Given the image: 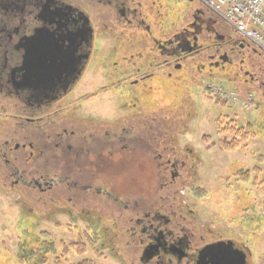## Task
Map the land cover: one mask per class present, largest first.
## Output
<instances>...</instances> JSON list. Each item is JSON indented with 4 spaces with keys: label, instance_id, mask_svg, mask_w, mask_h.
Segmentation results:
<instances>
[{
    "label": "flooded vegetation",
    "instance_id": "1",
    "mask_svg": "<svg viewBox=\"0 0 264 264\" xmlns=\"http://www.w3.org/2000/svg\"><path fill=\"white\" fill-rule=\"evenodd\" d=\"M110 37L114 45L103 53L99 43ZM92 67L109 70L104 76L111 82L72 100ZM206 83L234 93L228 108L238 107L247 119L255 112L253 124L263 127L264 45L244 39L199 0H0V190L23 198L28 187L65 193L72 205L86 202L94 237L122 238L131 264H200L203 250L215 245L247 255L249 235L264 234L257 166L225 171L227 201L207 197L228 209L243 199L231 218L217 209L202 224L199 198L180 196L188 185L194 193L202 188L196 186L202 150L179 145L191 128L184 125L200 112L191 105L210 100ZM110 88L123 93L119 118L107 123L78 114L81 101ZM179 91L188 113L178 115L177 107L174 130L160 134L141 104L147 99L146 111L155 112L152 97ZM126 167L133 178L121 175ZM112 182L125 193L107 188ZM144 184L161 190L146 205L126 191L141 193Z\"/></svg>",
    "mask_w": 264,
    "mask_h": 264
},
{
    "label": "rangeland",
    "instance_id": "2",
    "mask_svg": "<svg viewBox=\"0 0 264 264\" xmlns=\"http://www.w3.org/2000/svg\"><path fill=\"white\" fill-rule=\"evenodd\" d=\"M113 45L114 40L110 37L100 42L99 48L105 53L106 51H110L109 48ZM102 69L99 67H92L85 75L81 85L71 94V99L73 100V98L78 99L82 96H86L87 94H90L91 90L109 84L111 79H107L104 75L105 73L108 74L110 71ZM221 85L225 86V84ZM208 86H212V84L206 83L204 85V92L205 88ZM216 87L223 86L217 85ZM232 90L239 96L244 95L240 90ZM206 93H208L207 90ZM122 94L123 93L115 91L113 88H110L108 91L100 92L88 100L81 101L79 103L80 112L78 114L88 117L91 120H100L101 122L111 123L122 114V111H120V100L124 101L121 96ZM180 96L181 91L175 94L164 93L160 96L152 97L151 101L155 102L153 106L155 112L146 111L149 110L147 107V99L141 104L142 108H144V112H146L143 116H155V120L158 123V126H160V134H162V131H166V127H170L172 131L174 130V125L172 124L174 118L172 116L173 114H176L174 111L177 107L178 109L176 112H178V115L180 114L182 117H185V114L188 113L189 109L186 104L178 100V97ZM208 96L210 97L209 94ZM209 99V102H207L203 97L198 98L196 102L197 104L195 105L196 107L191 105L195 110L200 108V112L198 111V114L190 125H188V123L184 125L186 128L187 126L191 128L187 131L188 133L184 135L183 140L179 145L181 148H191L195 151L202 150L203 153V166L198 165V174L201 181L196 184V186H202V188L198 189L201 192L194 193L195 190L192 189V185H188L186 186L187 188L182 189L183 193L180 195L185 200L193 198L194 195L199 198L198 203H202L201 214L199 215L198 213V216L202 224L213 221L215 216L218 215L217 209L224 210L225 213L229 211V218H231L234 209H238L243 202V199H240V201H232L233 203H230L228 209L226 203L221 206L212 199L207 198L208 196L214 195L218 200L224 199L227 201V197L222 195L225 188L230 186V184L225 181L227 179V173H225V171L227 170L229 172L231 170L235 171L242 166H248L250 170H253L252 168L257 166L261 170L259 171V179L261 181L259 191L264 194V160L261 159L260 161L259 158L261 156L264 157L263 111H260V113H262L261 121H263V127H260V124H253L258 121L255 120V117L257 116L255 112H253L255 116L253 115L250 119H247L238 107H232L229 109L228 107L230 104H227V107H221L219 105L222 104H220L221 102L218 101V99H212V97ZM181 103L183 105L179 107ZM239 104H241V101ZM244 104L245 103H243V106ZM221 116L225 117V123L229 124V122L232 121L237 127L242 126V128H244L246 123L250 122L253 125L255 138L246 143L241 142L237 145V148L231 151L220 150V147L218 146L219 141L223 139H226V141L231 139L228 136V138L222 137L216 131V121ZM145 120L150 122L147 118ZM245 120H248V122L245 123ZM205 135L208 138V143H205L206 140H202ZM211 140L214 144L213 147H211ZM207 154H209L208 156L211 157V160L206 158ZM132 170L133 169L130 167H126L125 169H121L120 173L122 176L130 179L136 175ZM156 173L157 172L154 173V177ZM250 176L251 183H254L256 178L254 173H251ZM115 180L119 181L120 179L116 178L114 181ZM112 183L113 185L111 187L108 186L107 188L119 190L122 192V195L125 193V191H122V185H119V182ZM126 184L127 180L124 182V185ZM148 186V184H144L140 187V191H142L141 193H137L135 188H129L126 191L132 192L133 195L131 197L139 198L136 200L141 203L144 202V205H146L151 197L155 195L153 192L161 191L154 188H147ZM176 189L177 188L172 189V192L171 189L169 190L170 195L168 198L170 202H172L171 199L175 197L174 191ZM16 191L18 192V190ZM37 191L38 190L34 188L27 187L24 197L21 198L18 193L15 194L13 192L0 190V264H19L16 260L17 244L21 242V239L25 240L27 235L37 236L40 233H45L50 237L58 252L63 251L65 246H70L78 242H82L86 245L82 250L84 252L82 255H77L75 250L69 251L66 256V260L69 264H76L82 260H90L93 264H131L130 257L132 252H130V254L128 253V248L124 247L122 244V238H120V243H118L114 241L110 242V235L101 239L94 237V234L90 231L92 227L85 222L84 218L85 211L83 206L86 202L82 203L81 201L78 202L79 204L72 205L69 204L68 200L65 198L67 197L65 193L40 194ZM57 194L59 195L60 200L54 197V195L56 196ZM256 194H258V192H256ZM127 197H130V195L127 194ZM141 198H145V200H141ZM71 212L73 213V218L71 217ZM235 232L238 233L239 231ZM249 236L248 245L250 247L249 252L246 255V264H264V234L261 236L252 233ZM87 239H90L91 242H93L92 248L86 244ZM107 240H109V242Z\"/></svg>",
    "mask_w": 264,
    "mask_h": 264
},
{
    "label": "trees",
    "instance_id": "3",
    "mask_svg": "<svg viewBox=\"0 0 264 264\" xmlns=\"http://www.w3.org/2000/svg\"><path fill=\"white\" fill-rule=\"evenodd\" d=\"M219 105L225 106L224 102ZM225 117H220L216 121V131L219 135L226 138L228 135H232L230 140L223 139L219 141L220 149L224 151H231L237 148V145L246 143L247 141L255 138L253 133V126L237 127L232 121L229 124L224 122ZM228 138V137H227ZM208 143V139H205ZM212 143V140L210 141ZM213 144V143H212ZM21 242L17 244L16 260L19 264H69L66 260V256L69 251L75 250L77 255H82V251L85 244L82 242L75 243L70 246H65L63 251L58 252L56 246L51 241L50 237L45 233L36 235H27L26 239H21ZM86 244L93 247V242L87 239ZM76 264H93L90 260H82Z\"/></svg>",
    "mask_w": 264,
    "mask_h": 264
},
{
    "label": "built area",
    "instance_id": "4",
    "mask_svg": "<svg viewBox=\"0 0 264 264\" xmlns=\"http://www.w3.org/2000/svg\"><path fill=\"white\" fill-rule=\"evenodd\" d=\"M199 1L244 39L264 45V0Z\"/></svg>",
    "mask_w": 264,
    "mask_h": 264
},
{
    "label": "water",
    "instance_id": "5",
    "mask_svg": "<svg viewBox=\"0 0 264 264\" xmlns=\"http://www.w3.org/2000/svg\"><path fill=\"white\" fill-rule=\"evenodd\" d=\"M246 264V255L237 246L215 245L203 250L200 256V264Z\"/></svg>",
    "mask_w": 264,
    "mask_h": 264
}]
</instances>
